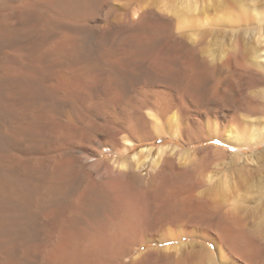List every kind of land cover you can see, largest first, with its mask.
<instances>
[{
  "label": "bare ground",
  "instance_id": "obj_1",
  "mask_svg": "<svg viewBox=\"0 0 264 264\" xmlns=\"http://www.w3.org/2000/svg\"><path fill=\"white\" fill-rule=\"evenodd\" d=\"M109 2L110 0H0V264H41V259L45 264H191L189 258L190 263L185 259L188 256L182 260L176 255L179 253L176 251H182L184 246L193 249L200 247L192 253L188 251L191 253L189 256L200 253L203 257L208 255L209 260L212 259L210 248L200 243H183L184 238H203L215 244L219 242V251L227 253L229 258L228 261L222 257L220 261L223 264H238V261L243 264H263L262 259H259L260 243L257 244L260 241H256L254 234L247 231L244 220L235 212V208L226 209L222 204V196L216 191L217 195L207 188L202 190L199 183L185 175L184 172L191 171L185 164L181 165L184 166L183 169L180 168L183 170L182 174L177 169H168V160L163 158L166 148L160 149L158 158L153 159V172L148 187L145 188V177L135 173L137 180L131 178V181L128 172L141 169L142 163H145L142 159H148L153 154L151 148H141L129 157V161L127 158L128 162L120 161L117 168L113 166L117 177L120 175L119 178L122 179L106 177L107 172L101 173L96 163L88 161L91 158H84V162L80 160L85 163L81 166L86 167V171H89L86 175L91 179L86 185L77 186L80 182L75 177L81 175L76 176L72 171L73 175L67 168L71 164V160L67 158H72L71 155L67 158L66 155L63 156V160L62 148L48 147L61 134L63 137L65 134L67 139L71 138L69 140L72 137L77 139L72 130L80 133L79 126L82 123L87 125L85 117L88 115L85 116L82 112L76 116V125L62 120L64 111L67 112L63 107L71 102L80 107L98 101V106L104 109L112 98L110 96L121 90L122 83L118 84L110 75L114 72V76L115 72L124 71L127 67L128 57L122 54L125 47L128 45L130 49L145 42L146 35L152 34L151 29L158 28L159 25L164 27L162 18L155 11L136 9L135 5V9L124 7L123 12L120 11L122 15L118 16L120 19L108 21V25L103 26L102 22L107 14L104 15L102 5L109 9ZM184 18L180 23H190ZM115 36L120 37L117 45L113 41ZM112 43L116 45L113 52L109 51L114 46ZM236 52L237 49L232 51L233 55L228 52L229 57L225 55L226 59H220V62L225 60L222 61V66L242 65L260 75L259 70L251 67L252 64L259 66V62L249 61L251 52L248 54L245 49L239 56L235 55ZM245 52L250 56L249 60ZM252 55L264 62V54ZM60 61L62 65L59 64ZM213 70L214 68L212 72ZM40 103L42 106H39ZM91 108L95 111L98 107ZM98 129L104 132L106 126H98ZM104 134L106 132L102 135ZM126 142L128 145L123 149L129 153L136 143L129 140ZM97 149L98 147L95 150ZM47 165L50 167L48 174L43 171ZM132 175L134 176L133 173ZM44 180L55 183L52 189L47 190L53 198L57 195L61 197V191L66 190L67 182L71 186L69 195L64 199L58 197L51 204L40 202L41 197L38 199V195ZM141 180L143 187H139L137 182ZM201 183L202 181L200 185ZM130 191L139 200L142 198V202H148L143 205L149 204V209L144 210L147 211L145 216L148 214L149 217L147 220L143 216V221L154 222L151 228L148 227L149 224L143 227L135 222L132 211L128 208ZM45 204L48 207H44ZM141 226L147 230L146 236L138 235L141 233L138 227ZM42 234L45 235L44 239L40 238ZM150 243L158 246L142 251L134 260L127 261L135 248ZM170 243L174 246H166ZM172 254L177 258L172 257Z\"/></svg>",
  "mask_w": 264,
  "mask_h": 264
},
{
  "label": "rangeland",
  "instance_id": "obj_2",
  "mask_svg": "<svg viewBox=\"0 0 264 264\" xmlns=\"http://www.w3.org/2000/svg\"><path fill=\"white\" fill-rule=\"evenodd\" d=\"M109 4H111L109 9L106 5L101 6L105 10L103 12L101 8L104 15L107 14L105 18L102 17V19L104 18L103 26L116 21L120 17L119 15H122L120 11L123 12L124 7H135L136 9L147 8L155 11L156 15H160L162 18L164 22L162 26L164 25V27L159 25L160 27L151 29V36L147 34V40L135 45V47L133 46L134 48L129 49L128 45L125 47L122 54L128 57L126 59L127 67L124 68V71L115 72V77L113 76L114 72L110 75L113 77L112 79L117 80H114L115 82L125 83L124 85L120 84L119 93L121 92V96L119 93L112 94L110 96L112 100L110 99L109 102L111 106L108 103L109 105L107 104L104 109L99 107L100 105L98 106L100 104L98 101H94L97 105L94 102L92 103L94 105L88 104L89 107L87 104V106L80 107H76L72 102L67 104L63 107L67 110V112L64 111L65 119L63 117L61 119L76 125V118H78L76 116L82 112L85 116L88 115L87 118L85 117L87 125L82 123L79 126L81 127L80 133L77 130H72L75 131L73 134L78 137L77 139L72 137V140H69L71 138L67 139L68 137L66 138L63 134L67 139L64 140L65 138L61 134V137L54 138L48 147L58 148L59 146L62 148L61 151L64 154H61V158L63 160L65 155L66 158L71 155L72 158H67L71 160V164L67 161L70 166L67 168L68 171H71L70 173L74 171L76 176L81 175L75 177V180L80 182L77 186L86 185L91 179L86 175L88 174L86 172H89L86 171V167L81 166V164H85L82 163L84 158H91L88 161L96 163L100 168L98 169L102 171L101 173L107 172L106 177L122 179V177L119 178L120 175L117 177L115 169L118 166L116 167V165L123 161L128 162L129 157L131 158L141 148H151L153 154L148 159H142V162L145 163H142L141 169L137 171L132 169L128 172V174L130 173V178L129 176L128 178L131 181V178L137 180L135 173L146 178L144 184L142 180L137 181L139 187H143L142 184L145 187L150 182L153 161L158 158L160 149L166 148L163 158L168 160L166 166L168 169H177L178 172L180 171L179 174H182L183 170L180 168L183 169L184 166L181 165L185 164V167L188 166L191 170L184 172L185 175L199 183L202 190L207 188L211 192L216 191L219 196H222H220L223 198L222 204L224 207L226 206V209L235 208V212L244 220L247 231L254 234L253 237L256 241H260H257V244L260 243L258 245L261 251L259 259H262L264 264V62L263 59H257L252 55L264 54V0H110ZM184 17L189 20L191 25L190 23L186 25L180 23ZM165 38L167 39L165 40ZM119 39V36H115L113 41L116 42V45ZM168 43L173 46H169ZM112 45H114L113 48L111 46L109 50L111 52L116 47L115 43ZM248 46L251 48L249 49ZM242 47H245L247 53L251 52V60H249V53L245 52L249 56L247 57L249 61L259 62V66L252 64L251 67L259 70L260 75L252 73L242 65H237L240 67L222 66V61L225 60L220 62V59H223L225 55L229 57L232 51L236 49L235 55L239 56L245 50ZM59 64L62 65L61 61ZM102 64L105 66V63ZM104 66L103 69H106ZM189 69L193 70L190 71ZM128 70L131 72L129 73ZM102 72L104 73L103 70ZM107 73L110 74V72ZM249 73L251 74L249 75ZM122 74L124 75L122 76ZM112 101L113 103H111ZM39 106H42L41 103ZM93 106L98 108L92 111L93 108L91 107ZM135 124L141 125V127L137 126V128ZM101 125L106 126L105 137L102 135L104 132H100L98 129V126ZM133 125L135 126L133 127ZM100 133H102L101 136ZM125 136L126 139H129L124 140ZM128 140L136 143L135 148L129 153L123 149L128 145L126 142ZM96 147L99 149L98 153V149L95 150ZM43 169L45 173L50 172L49 165ZM131 173L134 176H131ZM79 178L81 181L78 180ZM199 180L202 181V185H200L201 181ZM54 185L52 180L43 181V188L39 191L41 195H38V199L39 196L41 197L40 202L51 204L54 200H58L60 195L54 196V199L52 195L47 193V190L52 189ZM65 187L66 190L61 191V199L66 198L67 194L69 195L68 191H70L71 186L68 185V182ZM132 192L129 193L130 206L128 205V208L132 211L131 214L135 222L143 225V227L145 224H149L148 227L151 228L154 222L149 223L147 221L149 215L145 216L147 211H144L149 209V204L143 205L146 203L145 200L142 202L143 199L140 198L139 200L136 194L133 195ZM131 196L135 198L133 199ZM46 204L43 206L48 207ZM143 216L147 220L143 221ZM143 227H138L139 230L141 229V233L144 232L143 235L139 233V236L147 235V230L142 229ZM150 228L148 229L150 230ZM42 235L40 238L43 237L44 239L45 235ZM182 242L187 244L200 243L207 246L211 249L212 259L215 261L209 260L208 255L203 257V254L200 255V253L195 255L193 253V257L188 255L190 253L188 251L192 253L195 249H200L199 246L195 249L184 246L187 250L183 248L184 253L181 250L176 251L179 252L176 253L178 259H180L179 257L183 258L182 260L189 258L191 264H223L220 261L222 257L229 261L227 253L219 251L217 245L219 242L215 244L203 238H184ZM172 245L174 246L170 243L166 246ZM156 246L158 245L150 243L135 248L127 261L134 260L142 251ZM176 255L172 254V257ZM189 259L187 260L188 263H190ZM40 262L45 264L42 259ZM238 264L243 263L238 261Z\"/></svg>",
  "mask_w": 264,
  "mask_h": 264
}]
</instances>
